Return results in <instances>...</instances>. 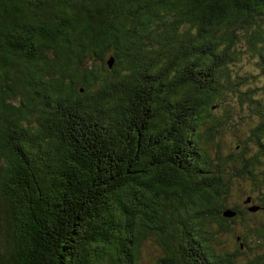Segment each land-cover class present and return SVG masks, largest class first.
<instances>
[{
    "label": "trees",
    "instance_id": "1",
    "mask_svg": "<svg viewBox=\"0 0 264 264\" xmlns=\"http://www.w3.org/2000/svg\"><path fill=\"white\" fill-rule=\"evenodd\" d=\"M238 48L264 79V0H0V264H141L147 232L163 264H234L246 248L215 252L208 227L238 221L233 179L264 194ZM227 91L257 151L213 165ZM240 235L264 264V227Z\"/></svg>",
    "mask_w": 264,
    "mask_h": 264
},
{
    "label": "rangeland",
    "instance_id": "2",
    "mask_svg": "<svg viewBox=\"0 0 264 264\" xmlns=\"http://www.w3.org/2000/svg\"><path fill=\"white\" fill-rule=\"evenodd\" d=\"M236 56L233 61L229 62L228 70L230 75L236 80L237 78L244 80L240 86V90H246L248 87L256 88L259 97L264 99V79L256 67L257 57L252 55L249 51L243 50L239 52L237 49ZM237 79V82H238ZM247 79H250L249 83ZM219 107L213 109L212 114L217 117H221L223 110H229L232 115L231 125H227L224 130L221 131L219 139L216 142H210L209 144L202 143V147L206 150L209 159L212 164H218L216 156L217 154L224 159L225 157L242 151L243 146H246L247 154L246 158H249L250 153L257 151L256 147L247 139L250 134V129L254 126L256 120L252 117L250 119L246 114V109H242V113L238 108V103L235 96L230 91L225 92L224 100L219 104ZM242 115V117L240 116ZM262 161L261 169H264V156L260 158ZM247 180L233 179L231 183L230 191L227 197L229 204H242L240 197L244 194L247 186ZM245 196V195H243ZM254 227L252 223L249 225L241 226L239 222L230 226V228L223 230L217 224L210 223L208 230L212 234L211 246L213 250L219 254L234 253L237 244L235 242V236L239 234H247L252 231ZM249 246L242 253H238L233 261L234 264H248V261L255 257V243L247 236ZM237 241V240H236ZM254 247V248H253ZM164 257V252L160 244L157 235L147 232L143 236L139 244V262L141 264H163L161 258Z\"/></svg>",
    "mask_w": 264,
    "mask_h": 264
},
{
    "label": "flooded vegetation",
    "instance_id": "3",
    "mask_svg": "<svg viewBox=\"0 0 264 264\" xmlns=\"http://www.w3.org/2000/svg\"><path fill=\"white\" fill-rule=\"evenodd\" d=\"M264 193V190H263ZM245 195V196H243ZM264 194L262 195V191H253L251 187H247L244 194L241 195L240 200L242 204L236 206L238 211V221L239 225L245 226L247 223L253 224L257 227H264ZM251 207H256L255 210H251ZM237 221V222H238ZM236 222V223H237ZM248 224V225H249ZM235 240L239 241L241 248H247L249 246L247 238L245 236L236 235ZM264 250V247H263Z\"/></svg>",
    "mask_w": 264,
    "mask_h": 264
},
{
    "label": "water",
    "instance_id": "4",
    "mask_svg": "<svg viewBox=\"0 0 264 264\" xmlns=\"http://www.w3.org/2000/svg\"><path fill=\"white\" fill-rule=\"evenodd\" d=\"M112 62H113V59L108 60V64H109V66H111ZM250 209H251V210H255L256 207H251ZM223 214H224L225 216H231V215H233V211L230 210V209H228V210H225V212H224Z\"/></svg>",
    "mask_w": 264,
    "mask_h": 264
}]
</instances>
